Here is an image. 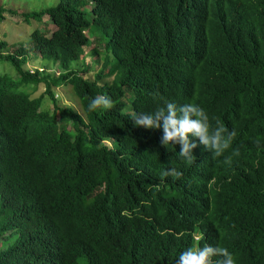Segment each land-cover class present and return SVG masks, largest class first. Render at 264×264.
<instances>
[{
	"label": "trees",
	"instance_id": "obj_1",
	"mask_svg": "<svg viewBox=\"0 0 264 264\" xmlns=\"http://www.w3.org/2000/svg\"><path fill=\"white\" fill-rule=\"evenodd\" d=\"M200 2L179 0L178 9L161 11L151 0H58L52 8L30 13L8 11L0 4V23L9 13L21 16L25 24L48 16L55 27L49 37L46 26L43 34L34 30L30 45H20L14 53L0 41V61L9 62L18 75V80L0 76V264H167L164 245L155 249L149 236L160 229L161 218L147 221L140 216L153 205V192L147 194L144 188L149 187L135 179L129 185L127 176L135 169V158L139 170L151 171L168 150L158 145L155 134L135 127L132 119L133 111L151 113L174 100V87L184 82V73L174 69L169 74L135 54L132 38L160 32L165 14L171 21L166 35L183 52L202 24L201 18L189 22ZM199 12L209 25L224 28L229 39L246 47L218 61L245 75L224 80L204 73L201 65L185 71L186 84L196 94L194 104L205 108L228 101L249 117H262L264 0H256L251 12L250 39L233 30L218 8ZM91 26L107 38L105 48L115 57L112 64L106 57L103 62L119 75L111 88L101 89L73 72L89 43L85 31L95 34ZM153 38L155 44L160 40L157 33ZM29 53L46 66L57 64L62 74L24 71ZM92 54L98 55L96 49ZM39 84L44 92L33 98L29 91ZM64 84L73 86L84 117L57 105L51 111L43 109L45 98L56 102L51 88ZM97 93L110 97L114 107L90 112L88 104ZM236 136L244 151L264 149L259 134L237 128ZM104 139L114 141L115 151L102 144ZM221 166L234 179L229 204L252 214L251 229L240 232L237 227L225 244L234 249L254 243L264 254V159L241 152L232 157L231 165ZM46 216L54 222H43ZM260 249L256 247L257 254Z\"/></svg>",
	"mask_w": 264,
	"mask_h": 264
},
{
	"label": "clouds",
	"instance_id": "obj_2",
	"mask_svg": "<svg viewBox=\"0 0 264 264\" xmlns=\"http://www.w3.org/2000/svg\"><path fill=\"white\" fill-rule=\"evenodd\" d=\"M151 3L152 7L161 11L164 7L179 8V0H151ZM255 3L256 0H201L189 15V22L194 23L201 18L202 24L194 41L183 52V47L173 45L166 35L171 21L167 20L164 12L160 32L146 31L147 38H143V35L132 38L135 54L169 74L174 73V69L178 73H184V82L179 83V87H174V100L151 113L133 111L132 119L135 127L155 134L158 145L168 150L163 160L151 171L139 170V158H135V169L127 176L129 185V180L135 179L142 183L141 186L149 187L144 188L147 194L153 192V205L140 216L147 221H151L153 217L161 218L160 229L149 236L153 238L152 246L155 249L164 245L167 264H264V254L258 245L249 243L229 249L225 244L237 227H240V232L251 229L252 214L250 211L236 210L229 204L227 195H234V179L231 175H226L221 166V163L231 165L232 157L239 156L241 152H250L264 159V149L249 148L244 151L236 136V129L243 128L261 135L264 140V115L249 117L240 106L228 101H224L221 106L210 104L205 108L194 104L196 94L186 84L189 73L185 72L201 65L204 73L224 80L238 79L245 75L218 61L229 54L237 55L246 51V47L229 39L224 28L209 25L199 9L218 8L233 30L241 31L250 39L253 34L251 12ZM44 17H47L46 36L49 37L52 32L49 28L54 30L55 27L48 16ZM154 33L160 36L156 44ZM84 35L89 43L81 50L80 64L77 69L74 68V74L83 81L95 83L101 89L113 87L119 75L111 72L110 66L104 67L106 43L101 37L91 39L86 31ZM94 49L98 55L92 54ZM38 58L41 60L38 66L30 67L27 61L23 70L29 74L38 72L55 77L62 74L57 64L46 66L39 56ZM246 65L251 67L253 64ZM54 66L57 67L53 69ZM67 85L69 84L51 88L52 93L56 92L55 100L59 97V87ZM69 86L83 113L78 114L84 117L73 86ZM37 87H41L43 94V86L39 84ZM51 102L59 108H72L59 106L57 100ZM113 107L112 99L101 93H97L88 104L90 112L110 110ZM102 144L115 151L112 139H104ZM154 169L160 171H153ZM43 222L53 223L54 220L46 216ZM256 247L260 249L258 254Z\"/></svg>",
	"mask_w": 264,
	"mask_h": 264
},
{
	"label": "rangeland",
	"instance_id": "obj_3",
	"mask_svg": "<svg viewBox=\"0 0 264 264\" xmlns=\"http://www.w3.org/2000/svg\"><path fill=\"white\" fill-rule=\"evenodd\" d=\"M57 1L58 0H0V4H2L8 11H15V12L19 11L21 13H30V12H38L41 10L52 8L57 4ZM89 12H90V7L87 8V13ZM46 21H47V17H44L43 22L41 23L36 22V23L25 24L21 16L11 15L9 13H6L4 15L3 22L0 23V41L6 43V47H8L9 53H14L20 45L24 47H28L32 41L31 34L34 31V29H37L40 33H43L44 27L46 26ZM49 29L50 31H53V28H49ZM93 29L96 30L94 26H91V30ZM94 33H95L94 35L90 34L91 39L94 37L96 38L101 37V35L97 32V30L94 31ZM102 39L105 44L107 38H102ZM104 57L108 59L109 64L115 62V57L111 50L109 51L106 50L104 52ZM40 62L41 60L38 58V56L34 55L33 53H29V59L27 64L30 67L38 66ZM55 67L57 66H54L53 69H55ZM73 67L76 68L75 65H73ZM42 68H46V67L42 66ZM16 73H17L16 70L9 62L0 61V76L5 75L10 78L15 77L14 79L18 80V77H16ZM59 88L61 90L59 91V93H57L59 96L56 99L58 101L57 104L59 106L72 107L81 115H83L79 107L78 101L73 96L71 87L67 85ZM20 91L23 92V90ZM41 92H42L41 87H36V90L33 93L32 92L30 93L33 98H37L41 94ZM53 93L55 95L56 92L54 91ZM43 109L45 111H51L53 109V103L47 98L44 99L43 101Z\"/></svg>",
	"mask_w": 264,
	"mask_h": 264
}]
</instances>
